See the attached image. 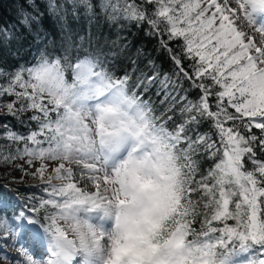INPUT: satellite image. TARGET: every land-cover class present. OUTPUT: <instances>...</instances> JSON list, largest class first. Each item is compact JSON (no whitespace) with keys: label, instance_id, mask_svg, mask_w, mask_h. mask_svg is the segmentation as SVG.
<instances>
[{"label":"snow or ice","instance_id":"obj_1","mask_svg":"<svg viewBox=\"0 0 264 264\" xmlns=\"http://www.w3.org/2000/svg\"><path fill=\"white\" fill-rule=\"evenodd\" d=\"M16 12L0 48L31 37L38 56L0 64V162L39 183L11 211L0 200L3 258L264 264V0H21ZM69 18L130 23L157 47L48 40Z\"/></svg>","mask_w":264,"mask_h":264},{"label":"trees","instance_id":"obj_2","mask_svg":"<svg viewBox=\"0 0 264 264\" xmlns=\"http://www.w3.org/2000/svg\"><path fill=\"white\" fill-rule=\"evenodd\" d=\"M21 0H0V28L7 26L11 29L16 21L17 12L16 9L19 8ZM36 3L43 6V0H36ZM67 26L61 29L60 25L55 26V30H49L50 34L47 37L48 40H54L57 44H59L64 37H70L72 40L76 42H80L81 38L84 39V42L87 43L88 39L91 38L93 45L97 41L107 42L111 44L112 41H117V43H127L132 46L131 51H135L137 47L146 48L148 51H152L157 47L155 40L149 39L144 32L140 31L137 27L131 26L130 23L124 31H121L120 27H112L109 26L107 22L104 20H100L98 22L94 21L89 23L84 18L80 20H74L69 18L66 22ZM18 30V29H17ZM126 37V40L124 39ZM42 46V45H41ZM156 53H154L155 55ZM38 56V49L36 45L32 42L31 37L27 40L22 41H13L10 45H5L0 48V64H8V65H20L24 66L26 62H31L34 60V57ZM169 65L165 62V68L167 69ZM6 123L10 126L15 125L16 130L25 132L28 130L29 125L25 122L23 125L16 120H12L9 118ZM9 166L4 165L0 162V168H7ZM204 167H209V164H204ZM3 174L6 175V179H1L0 181H4L7 184L0 183V185H4V187H0V200H6L9 205V211L11 208L18 206L23 203L24 197L30 196L32 194L33 186H38V181H33L29 186H15L12 182V173L3 171ZM13 188H20L21 191L17 195L8 190V186L10 185ZM14 186H13V185ZM39 190L37 188L36 196L39 198Z\"/></svg>","mask_w":264,"mask_h":264},{"label":"rangeland","instance_id":"obj_3","mask_svg":"<svg viewBox=\"0 0 264 264\" xmlns=\"http://www.w3.org/2000/svg\"><path fill=\"white\" fill-rule=\"evenodd\" d=\"M3 171H6V172H11L12 173V181L15 183H13L15 186H23V184L27 187L31 184H34L32 183L33 181H36L35 179H33L31 176H28L27 178L24 179L23 183H20V180L19 178L21 177L22 173L18 172V171H13V169L11 167H7V168H0V178L1 179H6V175L3 174ZM0 183H4V184H7L6 182L4 181H0ZM12 184V185H13ZM11 185V184H10ZM13 185V186H14ZM6 186H9V185H6ZM7 252L12 254V255H15L17 253V249L15 247H12V246H7L6 248ZM0 264H11V261L9 259H4L3 258V253H0Z\"/></svg>","mask_w":264,"mask_h":264}]
</instances>
